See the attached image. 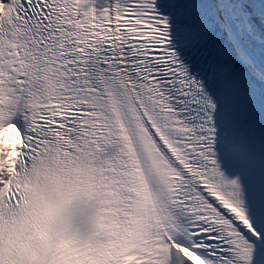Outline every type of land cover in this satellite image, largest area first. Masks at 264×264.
I'll list each match as a JSON object with an SVG mask.
<instances>
[{
	"label": "snow or ice",
	"instance_id": "obj_1",
	"mask_svg": "<svg viewBox=\"0 0 264 264\" xmlns=\"http://www.w3.org/2000/svg\"><path fill=\"white\" fill-rule=\"evenodd\" d=\"M0 264H264V0H0Z\"/></svg>",
	"mask_w": 264,
	"mask_h": 264
}]
</instances>
